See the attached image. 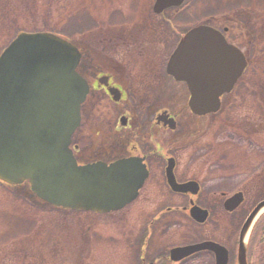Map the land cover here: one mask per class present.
<instances>
[{
  "label": "rangeland",
  "instance_id": "374dc122",
  "mask_svg": "<svg viewBox=\"0 0 264 264\" xmlns=\"http://www.w3.org/2000/svg\"><path fill=\"white\" fill-rule=\"evenodd\" d=\"M155 1L0 0V54L21 31H49L82 52L79 72L86 79H128L127 100L116 103L101 92L81 106L72 147L83 164L95 161V150L120 156L121 139L113 142L121 113L133 110L146 129L155 110L176 114L186 145L178 154L179 177L202 183L197 201L212 211L214 227L200 226L181 211L166 213L163 208L185 197L173 196L156 180L124 208L100 215L42 202L25 183H0V264H166L171 247L211 237L228 247V264H238L242 227L264 199V0H185L160 11ZM201 23L224 30L248 66L233 99L224 93L218 112L196 115L187 82L173 80L166 68L182 35ZM114 64L121 66L118 72ZM238 189L246 196L232 214L223 203ZM263 221L264 212L250 232L247 264H264ZM182 264L214 260L207 254Z\"/></svg>",
  "mask_w": 264,
  "mask_h": 264
},
{
  "label": "water",
  "instance_id": "95a60500",
  "mask_svg": "<svg viewBox=\"0 0 264 264\" xmlns=\"http://www.w3.org/2000/svg\"><path fill=\"white\" fill-rule=\"evenodd\" d=\"M181 1L158 0L157 6ZM80 56L72 42L50 32L20 33L0 55V180L29 181L36 196L55 206L105 213L133 201L148 172L138 157L109 164H80L75 158L70 144L89 91L77 71ZM246 65L244 54L219 30L200 24L182 38L167 71L187 82L191 110L204 115L219 109L221 96L233 88ZM240 202V194L234 195L226 207L231 210ZM263 209L264 200L242 227L238 264H247V242ZM191 213L200 214L201 221L208 215L197 206ZM202 248L214 249L219 264H227V249L211 241L174 248L172 259Z\"/></svg>",
  "mask_w": 264,
  "mask_h": 264
},
{
  "label": "flooded vegetation",
  "instance_id": "af4514ba",
  "mask_svg": "<svg viewBox=\"0 0 264 264\" xmlns=\"http://www.w3.org/2000/svg\"><path fill=\"white\" fill-rule=\"evenodd\" d=\"M236 46L239 47L238 45H236ZM82 57H83V54L81 52V60H82ZM169 58H170V56H169ZM246 60H247V57H246ZM247 62H248V60H247ZM167 63H168V59H167ZM81 66H82V64L79 63V67H81ZM113 67L118 72L119 67H121V66L119 64L118 65L114 64ZM246 69H247V67H246ZM115 70H113V71L115 72ZM166 72H167V68H166ZM167 74H168V72H167ZM168 75H170V74H168ZM171 77H173V76H171ZM173 80L178 81L174 77H173ZM87 81L89 83L90 88H89L87 98L82 105V108H84L88 99H90L94 95H97V93L100 94L101 92L105 95L110 93L111 99L113 101H115L116 103H121V102L127 100L128 90H127V87H125V85L128 83V79H122V81L118 82V81L114 80L112 75L103 74V75H99L97 77V79H92L91 81L89 79H87ZM238 81H239V79H238ZM178 82H182V81H178ZM237 82L235 83L234 88L231 90V92L224 94L223 98L225 97V95L231 94L232 97H230V99H233L234 93H235L233 90L235 89ZM221 105H220V108H221ZM159 115L163 116V118L158 119ZM172 117L174 118V122H172V120L170 119ZM82 119L83 118L81 115V123H82ZM81 123H80V125H81ZM118 123L120 124V127L115 128V130H116L115 132H117V134H115V135L117 138L113 143H115V142L118 143V141H117L118 138L121 139L120 146H119L120 149L118 148L119 150H121L120 156L118 155L119 153L115 154V155H108V154L102 155L101 153H99L101 151L95 150L94 151L95 155L92 156L91 158L95 159V161L99 160V159L100 160L104 159L107 162H111L114 159H118V158H122V157L123 158L124 157L125 158H128V157H140V158H142L147 165L148 175H147L142 187L140 188L138 195H141L142 190L144 189V187L148 183V181L156 180L155 183L157 185H160L162 189L165 188L173 196L178 195V196L185 197L184 202H182L180 204H176V203L171 204V205L163 208L164 211L166 210L165 211L166 213L170 212L169 214H171L172 212L181 211V213H184L185 215H187V217L192 219L196 224H198L200 226H202L203 224H206V225L209 224L210 226L214 227L212 211H210L207 207L202 206V207L209 210L208 219L203 224H199L198 222H196L193 218H191V215H190L191 206L193 204L200 205L197 201V197L201 196L203 188H202V183L198 180L196 181L197 178H195V177H192V178H188V177L185 178L184 177L183 179L179 177L178 167L180 165V161H179L178 154L181 150H183L185 148L186 145H185V142L182 141V139L184 137V136H182L183 133L180 134L179 130H177L178 123H179L177 115L171 113L170 110L166 109V108L165 109H159L157 111L155 110L153 113L151 122L147 126V129H146L145 128L146 126L141 125V123L135 119V114H133V110H128V111H125V113L120 114V116L117 119V124ZM171 124L174 125L173 128L170 127V126H172ZM162 133H163V135H162ZM164 134L165 135L170 134L169 135L170 137L168 139H165ZM230 135L233 136L234 134H230ZM219 138L224 140V137L222 134L220 135ZM98 148H102V147H98ZM73 149H74V152H75L78 160L83 161L77 155V151L79 149L77 147H75V144H74ZM105 150H106V148H105ZM170 166H172L171 169H172L173 175L175 177V183L173 185L168 180V175L170 174V172L167 169ZM188 182H196V184H197L196 189L197 190L194 191V189L192 187L189 188L186 186L185 187L176 186V184H180L183 186V185H186ZM238 192H240L242 194V196L245 200V196H246L245 190L244 189H238L237 191H235V193H238ZM225 194H227V193L226 192L220 193V195H222V196H224ZM244 200H243L242 204L244 203ZM163 209L161 211H163ZM237 209L234 210L233 212H230V213L235 214ZM163 217H165V215ZM153 226L150 229L151 231L153 230ZM207 254L210 255V257H212V259L214 260V264H217V258H216L215 253L213 251H210V250L199 251V252H197V253L189 256V257L184 258L183 260H181L179 262H171V260L169 258L168 259L165 258L164 262H166V264H182V263L187 262L189 259H194L197 256H203V255H207ZM228 257L230 258V252H229ZM228 263H229V259H228Z\"/></svg>",
  "mask_w": 264,
  "mask_h": 264
},
{
  "label": "bare ground",
  "instance_id": "6f19581e",
  "mask_svg": "<svg viewBox=\"0 0 264 264\" xmlns=\"http://www.w3.org/2000/svg\"><path fill=\"white\" fill-rule=\"evenodd\" d=\"M180 43V41L178 42V44ZM173 53V52H172ZM171 53V54H172ZM171 56V55H170ZM168 61H169V58H168ZM84 78H85V76H83ZM87 83H88V81H87V79L85 78L84 79ZM183 82V81H182ZM225 94H227V92H225ZM220 108V107H219ZM219 110V109H218ZM218 110H217V112H218ZM264 211V209L262 210V212ZM189 243H193V242H189ZM195 243V242H194Z\"/></svg>",
  "mask_w": 264,
  "mask_h": 264
},
{
  "label": "trees",
  "instance_id": "16d2710c",
  "mask_svg": "<svg viewBox=\"0 0 264 264\" xmlns=\"http://www.w3.org/2000/svg\"><path fill=\"white\" fill-rule=\"evenodd\" d=\"M263 222H264V221H263ZM263 227H264V223H263ZM259 248H260L261 251L264 249V247H263V249H261L260 246H259ZM260 254H261V256H262V252H260Z\"/></svg>",
  "mask_w": 264,
  "mask_h": 264
}]
</instances>
